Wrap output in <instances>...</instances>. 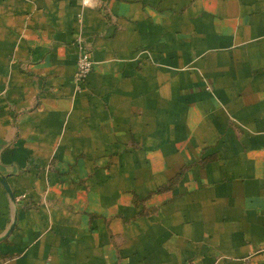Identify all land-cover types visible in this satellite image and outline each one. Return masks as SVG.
I'll return each mask as SVG.
<instances>
[{"label": "crops", "instance_id": "1", "mask_svg": "<svg viewBox=\"0 0 264 264\" xmlns=\"http://www.w3.org/2000/svg\"><path fill=\"white\" fill-rule=\"evenodd\" d=\"M0 175V264H264V0H0Z\"/></svg>", "mask_w": 264, "mask_h": 264}, {"label": "built area", "instance_id": "2", "mask_svg": "<svg viewBox=\"0 0 264 264\" xmlns=\"http://www.w3.org/2000/svg\"><path fill=\"white\" fill-rule=\"evenodd\" d=\"M92 68V61L89 57V53L84 49L78 50L76 57V71L75 78L80 83L84 81L88 73Z\"/></svg>", "mask_w": 264, "mask_h": 264}, {"label": "water", "instance_id": "3", "mask_svg": "<svg viewBox=\"0 0 264 264\" xmlns=\"http://www.w3.org/2000/svg\"><path fill=\"white\" fill-rule=\"evenodd\" d=\"M0 180H1V182H2V184L4 186V188H5V190L8 192L11 200L14 201L13 193L11 192V190H10V188H9L7 182H6V179L2 175H0ZM12 227H13V223H12L11 227L9 228V230L6 232L5 235H7L11 231Z\"/></svg>", "mask_w": 264, "mask_h": 264}]
</instances>
